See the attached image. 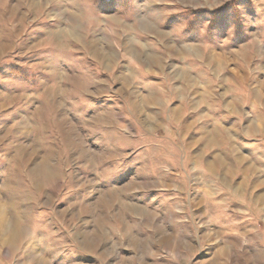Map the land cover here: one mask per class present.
Listing matches in <instances>:
<instances>
[{"label":"rangeland","instance_id":"obj_1","mask_svg":"<svg viewBox=\"0 0 264 264\" xmlns=\"http://www.w3.org/2000/svg\"><path fill=\"white\" fill-rule=\"evenodd\" d=\"M0 264H264V0H0Z\"/></svg>","mask_w":264,"mask_h":264}]
</instances>
